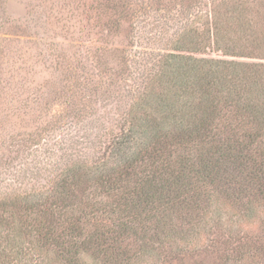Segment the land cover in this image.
Instances as JSON below:
<instances>
[{
	"label": "trees",
	"instance_id": "1",
	"mask_svg": "<svg viewBox=\"0 0 264 264\" xmlns=\"http://www.w3.org/2000/svg\"><path fill=\"white\" fill-rule=\"evenodd\" d=\"M155 81L100 161L24 198L22 219L0 217L23 264H147L224 213L226 264H264V66L190 57Z\"/></svg>",
	"mask_w": 264,
	"mask_h": 264
},
{
	"label": "rangeland",
	"instance_id": "2",
	"mask_svg": "<svg viewBox=\"0 0 264 264\" xmlns=\"http://www.w3.org/2000/svg\"><path fill=\"white\" fill-rule=\"evenodd\" d=\"M190 57L264 66V0H0V217L100 161L162 65ZM221 221L147 264H226ZM0 245L2 264H23Z\"/></svg>",
	"mask_w": 264,
	"mask_h": 264
}]
</instances>
